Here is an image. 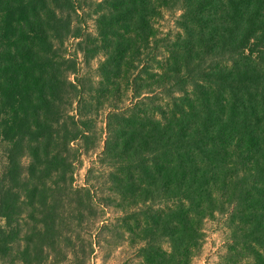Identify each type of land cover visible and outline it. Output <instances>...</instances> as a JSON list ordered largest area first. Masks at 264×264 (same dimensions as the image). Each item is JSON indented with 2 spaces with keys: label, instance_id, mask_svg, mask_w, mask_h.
<instances>
[{
  "label": "trees",
  "instance_id": "16d2710c",
  "mask_svg": "<svg viewBox=\"0 0 264 264\" xmlns=\"http://www.w3.org/2000/svg\"><path fill=\"white\" fill-rule=\"evenodd\" d=\"M82 1L0 0V264H86L73 145L105 109L99 165L144 264H188L215 215L264 264V0Z\"/></svg>",
  "mask_w": 264,
  "mask_h": 264
},
{
  "label": "rangeland",
  "instance_id": "374dc122",
  "mask_svg": "<svg viewBox=\"0 0 264 264\" xmlns=\"http://www.w3.org/2000/svg\"><path fill=\"white\" fill-rule=\"evenodd\" d=\"M92 1L94 0H83L82 4L87 7ZM87 14L84 13L83 17L79 15L75 17L74 23L81 26L83 31L92 32V19ZM178 14L179 12L163 11L162 18L153 23L158 30L159 39L164 36L173 38L176 35L174 23ZM63 54L76 60L75 75H70V80L78 78L82 80L84 86H89L96 81L97 60L90 61L89 64L84 63L81 55L76 52L74 41L65 43ZM124 102L123 104L126 105L125 99ZM106 116L107 109L98 113L95 131L90 139L85 144L76 142L73 145L74 150L76 146L78 147L73 162V186L78 190L93 189L92 193L96 199V203L92 204L93 213L88 221L75 228L78 234L76 241L79 246L89 248L91 245L92 253L86 264H144L139 255V244L130 243V235L122 226L129 212L127 209L124 212L115 206L114 199L110 197L107 190V178L99 165L106 139L104 125ZM82 146L84 148L81 150ZM24 160L26 162V159ZM229 217L215 215L213 219L204 221L202 240L198 248L193 251L194 255L188 264H253V255L249 248L237 245L236 251L230 250L233 241L226 224Z\"/></svg>",
  "mask_w": 264,
  "mask_h": 264
}]
</instances>
